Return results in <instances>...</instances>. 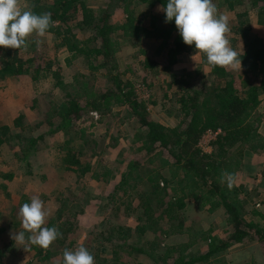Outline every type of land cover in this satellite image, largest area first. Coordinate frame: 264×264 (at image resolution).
<instances>
[{
  "label": "rangeland",
  "instance_id": "rangeland-1",
  "mask_svg": "<svg viewBox=\"0 0 264 264\" xmlns=\"http://www.w3.org/2000/svg\"><path fill=\"white\" fill-rule=\"evenodd\" d=\"M86 1L96 12L104 9V0ZM217 2V13L227 16L229 20L230 32L227 38H231V28L237 26L239 21H246V27L250 29L251 34L261 39L264 46V10L260 12V3L246 2L245 11L243 5L237 7L236 10L247 12L243 18H237L238 12L228 11L222 0ZM19 5L22 9L24 1H19ZM133 7L139 15L149 9L148 5L139 3H135ZM114 12L113 20H120L122 11ZM173 23L171 22V27H176ZM78 35V39L87 36L79 33ZM37 40L41 42L36 43ZM119 42L116 72L124 82L131 83L135 98L145 101L146 117L169 128L178 126L179 109L171 105V102H166L165 88L170 83L171 74L197 73L190 82L191 86L199 87L201 84L210 83V68L203 62L201 53L196 54L195 51L168 58V50L157 54L161 39H147L140 44L125 40ZM57 44L55 35L46 34L41 38L33 34L28 37L27 56H36L37 62H57L64 84H71L75 79L77 86L85 82L84 86H81L83 90L78 94L80 98L89 92L94 94L103 91L109 86L104 72L91 76L83 60L67 64L65 59L69 54L64 48L57 49ZM229 46L236 50L233 42ZM146 59L155 62L156 66L146 64ZM241 68L238 66L235 70ZM83 93L84 95H81ZM172 93L169 91L168 94ZM63 94L64 91L56 87L55 79L48 74L35 83L30 81L28 75L0 79V128H9L0 133V139L4 140V144L0 145V264H63L64 250H75L81 245L94 256L95 264L98 263L97 258L111 260L113 256L115 258V254L125 263L128 259L129 264H168L170 259L164 257L166 251L168 257H176L181 251L186 254L205 252L207 243L203 242L202 238L207 236V232L223 240L229 237L231 229L224 210L200 208L197 203L191 201H187L186 208L175 215L178 219L169 225L167 221L159 224L162 231L153 228V232L148 231L146 234L135 232L134 229L140 226L139 219L142 217L139 195L146 186L142 181L136 183L134 180L130 181L128 187L119 188L118 184L128 160L138 156L134 154L140 146L145 130L140 127L129 108L121 106L113 99L108 100L105 114L101 116L97 111H90L87 118L85 116L80 120L85 126V140L88 143L82 146L81 152L78 149L81 140L72 137V144L77 147L76 157L80 160V165H75L79 169L72 170L75 166L68 165L69 158L64 156L60 147L67 140L64 133L56 131L59 119L53 109L64 100ZM257 113L259 119L263 120L264 99ZM258 131L264 139L260 129ZM40 136L43 138L38 140L34 150L30 149V140ZM215 138L214 132L205 133L199 142V148L204 153L211 154ZM259 144L262 146L260 154L264 158V144ZM248 148L250 145L245 147ZM244 153L243 163L249 160L250 155H257L251 151ZM152 157L166 159L168 156L161 150L153 153ZM86 164H89L91 172L82 174L81 170ZM244 168L245 163L239 174L240 184L243 180L242 174L245 173ZM165 172L171 175L169 170ZM11 174L12 178H7ZM245 191L247 190L243 186L239 196H245ZM247 192L249 194V191ZM32 196H39L45 202V207L50 209L51 215L48 219L55 220L51 226H62V237L49 247L53 256L42 263L34 257V252L28 247L30 245L24 246L27 244V237L23 243L14 239L18 231H25L18 213L20 207L30 202ZM253 196L250 195L248 199H245L247 195L242 197L246 200L244 218L247 221L254 220L250 215L253 208L264 211V205H257L263 201H255ZM158 212L160 211L155 212L154 216ZM118 226L132 230L130 234L125 231L112 232L111 236V233L107 234L111 227ZM12 241L16 242L15 247L11 246ZM249 243L251 242L233 244L209 264L264 263L237 260L240 252L236 250H246L244 246ZM252 243L256 244L248 246L250 257L264 255L262 244L256 241ZM128 245L142 248L146 253L131 252L127 248Z\"/></svg>",
  "mask_w": 264,
  "mask_h": 264
},
{
  "label": "trees",
  "instance_id": "trees-1",
  "mask_svg": "<svg viewBox=\"0 0 264 264\" xmlns=\"http://www.w3.org/2000/svg\"><path fill=\"white\" fill-rule=\"evenodd\" d=\"M19 1H24L22 9H30L36 14L51 13L55 23L46 34L55 35L58 39L56 48H64L67 51V64L83 60L91 76L104 72V77L109 82V86L103 91L94 94L89 92L80 98L78 94L83 90L81 86H84L85 82L77 86L75 79L71 84H64L57 62H37L36 56H27V45L20 50L0 47V79L28 75L30 81L35 83L48 74L55 79L56 87L64 91V100L53 109L59 119L56 131L64 133L67 140L60 147L64 156L69 158L68 165H80L72 137L81 140L78 147L80 151L82 146L88 143L85 140V126L80 120L85 116L87 118L90 111H97L102 116L106 113V102L113 99L121 106L129 108L132 116L145 130L140 146L134 154L138 156L128 160L118 184L119 188L128 187L130 181L134 180L136 183L142 181L146 186L139 195L142 217L139 219L140 226L134 229L135 232L146 234L148 231L153 232V228L162 231L159 224L167 221L169 225L178 219L175 215L186 208L187 201H191L197 203L200 208L224 210L231 229L230 234L227 232L229 237L223 240L207 232V236L202 238V241L207 243L205 252L186 254L181 251L176 257H168L166 251L164 257L170 259L168 264H209L233 244L256 241L264 247V211L252 210L250 215L254 220L247 221L244 218L246 200L239 196L243 189L238 180L244 164V152L251 151L258 155L262 149L259 143L264 144V139L258 131L264 119L260 120L257 115L264 99V46L261 39L251 34L250 29L246 27V21H239L237 26L231 28V38H228L229 42L235 45V51L241 59L240 70L212 67L207 64L206 57L201 53L203 62L210 68V83L201 84L199 87L191 86L190 82L197 73L170 75L171 80L165 91L167 94L169 91L174 94H165L164 99L179 109L180 118L178 126L169 128L146 117L145 101L135 98L131 83L124 82L116 72V52L120 48V40L140 44L147 39H161L157 54L168 50V58L196 51L194 46L183 43L176 27H171V23L165 22V14L161 8L167 0H104V9L98 12L90 7L86 0ZM222 2L228 7V11L238 12L237 18L247 15V12L236 10L243 5L245 11L246 2L260 3V12L264 10V0ZM135 3L148 5V11L136 14L133 7ZM213 3L217 7V0H213ZM115 8L122 11L118 21L113 20ZM78 33L87 36L78 39ZM145 63L156 66L155 62L148 59ZM4 130L9 128L1 126L0 133ZM217 131L219 133L212 142V153H204L198 146L200 140L205 133ZM42 138L43 136L31 139L30 149L34 150L36 143ZM3 144L4 140L0 139V145ZM247 145H250V148L245 149ZM161 150L167 154L166 159L152 157L153 153ZM76 166L72 167V170H78ZM168 170L171 175L166 174L165 171ZM89 172L91 168L86 164L81 173ZM222 173L233 175L231 188L226 181H222ZM7 178H12V174ZM196 190L198 192H195ZM157 211L160 212L154 216ZM54 222L55 220L48 219L46 224L52 227ZM56 228L62 230V226ZM131 230L119 226L111 227L107 234L111 233V236L112 232L124 231L130 234ZM23 232L27 237V244L24 246L30 245L28 247L34 252V257L39 259V263L51 259L53 253L49 248L31 245L28 241L29 233ZM15 243L12 241L11 246L15 247ZM127 248L131 252L146 253L142 248L132 245ZM97 260V264L130 263L128 259L127 263L119 260L116 254L111 260Z\"/></svg>",
  "mask_w": 264,
  "mask_h": 264
},
{
  "label": "clouds",
  "instance_id": "clouds-1",
  "mask_svg": "<svg viewBox=\"0 0 264 264\" xmlns=\"http://www.w3.org/2000/svg\"><path fill=\"white\" fill-rule=\"evenodd\" d=\"M161 10L165 22L174 21L183 43L194 46L196 54H204L208 65L233 70L241 68L237 51L229 46L228 17L217 13L213 0H167ZM54 23L51 13L36 14L30 9H21L19 0H0V47L23 49L28 37L33 34L44 37ZM233 179L232 174L222 173V181H226L229 188ZM18 214L23 229L29 233L31 245L47 249L62 237L55 226H45L51 212L39 196H32L30 202L20 207ZM14 239L25 242V233L18 231ZM63 264H95V258L81 245L75 250H64Z\"/></svg>",
  "mask_w": 264,
  "mask_h": 264
},
{
  "label": "crops",
  "instance_id": "crops-1",
  "mask_svg": "<svg viewBox=\"0 0 264 264\" xmlns=\"http://www.w3.org/2000/svg\"><path fill=\"white\" fill-rule=\"evenodd\" d=\"M260 133L264 136V123H262L259 127ZM251 156V155H250ZM249 160L245 161V168L244 172L242 174V185L244 188L249 191V194L247 191H245V196L247 195L248 197L245 199H248L251 196L253 200L255 201H263L264 202V158L262 154L259 155H253ZM250 163V164H248ZM244 195V192H243ZM263 202H260L257 205H264ZM253 210H255L253 208ZM258 211H261L258 209ZM256 243H249L245 244L244 249L246 250H240L237 249V252L239 253V256L237 260L242 261V262H249V261H256L258 263H261L262 261L264 262V255L260 254V257H250L248 254V246L251 247L252 245H255ZM19 247V245H18ZM238 254V253H237ZM254 259V260H253ZM18 262V261H17ZM20 263V262H19Z\"/></svg>",
  "mask_w": 264,
  "mask_h": 264
},
{
  "label": "built area",
  "instance_id": "built-area-1",
  "mask_svg": "<svg viewBox=\"0 0 264 264\" xmlns=\"http://www.w3.org/2000/svg\"><path fill=\"white\" fill-rule=\"evenodd\" d=\"M208 133H212V132H208ZM219 132L217 131V132H214V135H217Z\"/></svg>",
  "mask_w": 264,
  "mask_h": 264
}]
</instances>
